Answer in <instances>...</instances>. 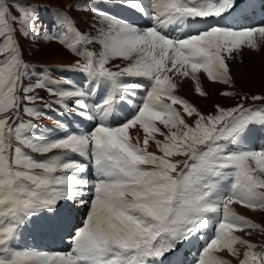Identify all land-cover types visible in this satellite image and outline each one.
Wrapping results in <instances>:
<instances>
[{
  "label": "snow or ice",
  "instance_id": "6c2138e0",
  "mask_svg": "<svg viewBox=\"0 0 264 264\" xmlns=\"http://www.w3.org/2000/svg\"><path fill=\"white\" fill-rule=\"evenodd\" d=\"M68 7L91 23L81 29L48 5L0 0V264H264V244L250 239L264 226L235 210L264 212V145L250 144L264 130V104L245 107V94L205 114L177 94L187 79L207 97L201 72L234 87L231 63L264 50V23L221 24L241 0ZM44 12L54 16L47 25ZM24 38L78 58L37 67L24 59ZM52 112L62 115L42 130ZM24 231L66 250L23 247ZM186 245L195 248L190 261L170 259Z\"/></svg>",
  "mask_w": 264,
  "mask_h": 264
},
{
  "label": "rangeland",
  "instance_id": "374dc122",
  "mask_svg": "<svg viewBox=\"0 0 264 264\" xmlns=\"http://www.w3.org/2000/svg\"><path fill=\"white\" fill-rule=\"evenodd\" d=\"M246 0H241V2H245ZM33 3H40L44 5H48L52 12H56L57 10L67 12L70 16L75 18L77 26L81 29V22L87 19V16L90 14L86 11L73 8L69 9V5L75 4H83L84 0H33ZM253 6L252 0H249V4ZM250 7V6H249ZM264 7V4H263ZM255 9V8H254ZM252 8H248L247 12H240L237 16H233L232 18L235 19H228L220 21L221 24H232L236 23L243 26H258L261 23H264L261 20L260 11ZM257 11V12H254ZM129 12V11H128ZM133 14V15H132ZM259 15V16H258ZM131 16L140 19V16L131 13ZM43 23L47 25L51 19H54V16L50 15L49 12H44L42 14ZM258 20L256 21L255 19ZM249 21V23L247 22ZM199 28L203 29L206 27L205 24H198ZM20 43L24 49V59L26 61H31L37 67H57L60 65H67L68 63L74 61L78 57L74 56L70 51L66 50L63 46L56 42H43L41 40H37L35 43L27 38L21 39ZM91 48V46H89ZM248 51V52H247ZM251 52V53H250ZM248 53V54H247ZM261 53V54H260ZM56 54H61V62L53 61ZM244 56V57H243ZM248 56V57H247ZM259 56V57H258ZM264 50L261 51H251L245 49L243 51V55H237L236 60L231 63L232 74L234 76V87H230L224 85L220 82H214L207 78V74L201 72L200 78L202 86L204 87L205 91L208 93L207 97H200L198 94L194 92V82L191 80H187L185 92L177 90V94L188 99L191 103L198 107V109L205 113H214V105L220 104L224 107H232L235 106L237 103L241 102L240 97L247 94L248 99L244 100L243 103L245 107L250 105L253 106H260L264 104V101H253L251 97L253 95H264ZM259 58V59H257ZM50 59V60H49ZM242 61V62H241ZM118 62V61H117ZM123 66V65H122ZM70 75L74 80H80L81 76L79 74L70 73ZM49 76L52 78H58L59 72H49ZM34 82V81H32ZM27 83V82H26ZM190 83V84H189ZM40 95L47 97L50 100H54L55 97L48 96V93L45 90L38 89ZM229 91L235 92L236 96H225L221 95V92ZM142 95L141 92H139ZM53 117L51 125L54 127V120L57 115L61 114H54L50 113ZM40 125L41 129L43 130L44 126H48L46 124ZM251 140H253V144L250 141L252 146H259L264 145V130L254 132L252 134ZM151 150V149H150ZM155 150V149H152ZM246 210V211H245ZM249 211V212H248ZM254 211V212H253ZM240 215H244L247 218L252 219L253 221L258 219L256 223H260L264 226V212L259 210H249V209H242V212H239ZM252 217V218H251ZM83 218L82 216L80 219ZM261 219V220H260ZM29 238H31L32 234H28ZM256 239L253 242H256L258 245L264 244V233L257 232ZM185 248V247H184ZM183 250V249H182ZM181 250V251H182ZM188 250L182 254L183 259H187L190 261L192 258L189 256ZM233 264H236L234 262Z\"/></svg>",
  "mask_w": 264,
  "mask_h": 264
},
{
  "label": "bare ground",
  "instance_id": "6f19581e",
  "mask_svg": "<svg viewBox=\"0 0 264 264\" xmlns=\"http://www.w3.org/2000/svg\"><path fill=\"white\" fill-rule=\"evenodd\" d=\"M46 1V0H45ZM71 1V0H70ZM242 3V8L239 9L237 11V13L234 14V16H237L238 14H240V12L242 11L243 13L244 12H247L248 10V4H249V0H247V2H241ZM252 3H253V7L258 11V6L259 4L261 3L260 0H252ZM256 11V12H257ZM131 13L132 12H128V11H119V15L120 17H123V18H126L128 21L132 22V21H139L140 19L136 18V17H133L131 16ZM133 15V14H132ZM259 16V15H258ZM232 19H235V18H232ZM259 19H260V16H259ZM256 21L258 20L255 19ZM92 21V16L91 14H89L87 16V19L84 20L83 22H81V27L84 29L87 27L88 24H90ZM249 23V21H247ZM198 27V26H197ZM187 28L184 29V31H186ZM174 35L176 34H179V33H173ZM248 52V51H247ZM251 53V52H250ZM248 54V53H247ZM261 54V53H260ZM244 57V56H243ZM248 57V56H247ZM259 57V56H258ZM264 58V57H263ZM259 59V58H257ZM50 60V59H49ZM54 63L55 62H61V54H56L54 59H53ZM28 82V81H26ZM187 82V79L185 80V82L180 86V88L178 90L182 91V92H185V89H186V84ZM190 84V83H189ZM141 95V94H140ZM136 97L137 99H139V91H137L136 93ZM62 115V114H61ZM69 119H72L74 121L73 123V126L74 127H79V126H82L80 125L79 123V119L78 118H75V117H72V116H69ZM52 120V119H51ZM51 120H45V121H42L43 124H50L51 123ZM42 125V124H41ZM130 132H132V130H130ZM134 134V133H132ZM253 140H251L252 142ZM151 144V142H150ZM253 144V142L251 143ZM152 149H155V146L154 145H151V150ZM242 209H244V207L242 206H239V205H236L235 206V210L237 211V213L239 214V212H242ZM246 211V210H245ZM252 211V210H251ZM249 212V211H248ZM254 212V211H253ZM247 218V217H246ZM252 218V217H251ZM83 219V218H81ZM261 220V219H260ZM258 221V219L254 220V222ZM32 234L31 238H29L28 234ZM240 235H244V233H238ZM201 235H204V233H201ZM257 235V232H253L252 236L250 237V239H252V241H254L256 239V236ZM18 243L23 246V247H29V248H33V249H36V250H41V251H49V250H66V244H63L61 242H59L58 240L54 241L51 237H48V236H45V235H42V234H39L37 232H29V231H24L23 232V235L22 237L19 239ZM191 249V251L189 252V256L192 258V254L195 252V248L192 247V245H186L185 248H183V250L179 253L178 256H173V257H170V259H182V260H188L187 259H183V253L185 252V250H188ZM236 262L234 259H233V263Z\"/></svg>",
  "mask_w": 264,
  "mask_h": 264
}]
</instances>
